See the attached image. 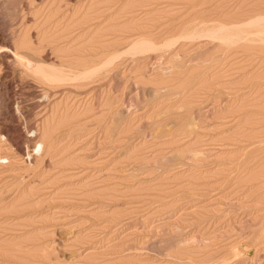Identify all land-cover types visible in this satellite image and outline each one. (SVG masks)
Wrapping results in <instances>:
<instances>
[{"label": "rangeland", "instance_id": "rangeland-1", "mask_svg": "<svg viewBox=\"0 0 264 264\" xmlns=\"http://www.w3.org/2000/svg\"><path fill=\"white\" fill-rule=\"evenodd\" d=\"M0 46V264H264V0H0Z\"/></svg>", "mask_w": 264, "mask_h": 264}, {"label": "bare ground", "instance_id": "bare-ground-1", "mask_svg": "<svg viewBox=\"0 0 264 264\" xmlns=\"http://www.w3.org/2000/svg\"><path fill=\"white\" fill-rule=\"evenodd\" d=\"M1 9H2V8H1ZM9 18H10V17H9ZM0 47H1V46H0ZM9 61H11V60H9ZM3 63H4V62H3ZM6 65H7V64H6ZM6 65H5V66H6ZM9 66H10V65H9ZM28 67H29V66H28ZM28 67H27V68H28ZM5 68H6V67H5ZM7 68H8V65H7ZM9 68H10V67H9ZM37 68H38V67H37ZM29 69H31V67H29ZM35 70H36V69H35ZM38 71H39V70H38ZM44 71H45V70H44ZM7 72H8V71H7ZM35 73H37V72H35ZM38 73H39V72H38ZM41 73H42V72H41ZM32 74H33V71H32ZM44 74H47V72H46V73L44 72ZM38 75H40V74H38ZM50 75H51V74H50ZM49 77H50V76H49ZM44 78H45V77H44ZM51 79H53V77L50 78V80H51ZM51 81H53V80H51ZM23 85H24V84H23ZM5 86H6V85H5ZM15 95H16V94H15ZM16 97H17V96H16ZM18 97H19V96H18ZM40 98H41V97H40ZM28 99H29V98H28ZM35 100H36V99H35ZM12 102H13V101H12ZM15 102H17V100H16ZM38 103H39V102H38ZM17 106H18V107H17V111L19 112V114H22V110H23V109H22V107H21L20 102L17 103ZM29 107H30V106H29ZM29 107H28V108H29ZM23 108H24V107H23ZM32 110H33V109H32ZM31 112H32V111H31ZM0 114H1V113H0ZM14 115H15V113H14ZM19 116H20V115H19ZM14 117H17V116L15 115ZM12 119H13V118H12ZM16 120H17V119H16ZM16 120H15V121H16ZM18 121H19V120H18ZM1 124H2V123H1ZM3 124H4V123H3ZM14 124H15V123H14ZM13 126H14V125H13ZM30 127H31V126H30ZM4 129H5V128H4ZM30 129H31V128H30ZM30 129L28 130L29 133H30ZM5 130H6V129H5ZM5 130H2V132H1L2 135L5 136V138L7 137V138H11V139H13V138L16 136V135H14V136H13V135H11V136L7 135V131H5ZM12 130H13V129H12ZM12 130H11V131H12ZM17 131H18V129H17ZM13 132H15V131H13ZM24 132H25V131H24ZM31 132H32V131H31ZM10 133H11V132H10ZM19 135H20V133H19ZM19 135H18V136H19ZM15 138H16V137H15ZM25 138H26V137H25ZM18 139H19V137L17 138V140H18ZM14 140H15V139H14ZM21 140H22V139H21ZM27 142H28V141H27Z\"/></svg>", "mask_w": 264, "mask_h": 264}]
</instances>
